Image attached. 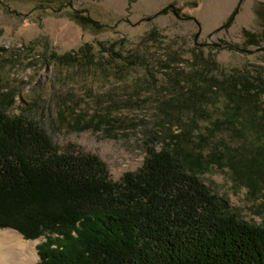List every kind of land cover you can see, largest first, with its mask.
Returning <instances> with one entry per match:
<instances>
[{"label": "rangeland", "instance_id": "obj_1", "mask_svg": "<svg viewBox=\"0 0 264 264\" xmlns=\"http://www.w3.org/2000/svg\"><path fill=\"white\" fill-rule=\"evenodd\" d=\"M239 1L0 0V109L35 121L63 153L97 157L113 182L150 150L200 153L211 193L264 225V167L225 122L233 82L264 79V1L241 0L222 27Z\"/></svg>", "mask_w": 264, "mask_h": 264}, {"label": "trees", "instance_id": "obj_2", "mask_svg": "<svg viewBox=\"0 0 264 264\" xmlns=\"http://www.w3.org/2000/svg\"><path fill=\"white\" fill-rule=\"evenodd\" d=\"M242 34L257 44L255 33ZM233 83L225 122L264 167V79ZM207 164L200 153L165 147L113 182L97 157L63 153L35 121L0 109V229L44 238L36 264H264V225L239 219L211 193L198 177Z\"/></svg>", "mask_w": 264, "mask_h": 264}, {"label": "bare ground", "instance_id": "obj_3", "mask_svg": "<svg viewBox=\"0 0 264 264\" xmlns=\"http://www.w3.org/2000/svg\"><path fill=\"white\" fill-rule=\"evenodd\" d=\"M39 241H24L20 235L0 230V264H34L35 245Z\"/></svg>", "mask_w": 264, "mask_h": 264}, {"label": "crops", "instance_id": "obj_4", "mask_svg": "<svg viewBox=\"0 0 264 264\" xmlns=\"http://www.w3.org/2000/svg\"><path fill=\"white\" fill-rule=\"evenodd\" d=\"M262 1H264V0H262ZM210 2V4H212L213 2H211V1H209Z\"/></svg>", "mask_w": 264, "mask_h": 264}, {"label": "water", "instance_id": "obj_5", "mask_svg": "<svg viewBox=\"0 0 264 264\" xmlns=\"http://www.w3.org/2000/svg\"><path fill=\"white\" fill-rule=\"evenodd\" d=\"M37 240H40V239H37ZM29 241H32V240H29Z\"/></svg>", "mask_w": 264, "mask_h": 264}]
</instances>
